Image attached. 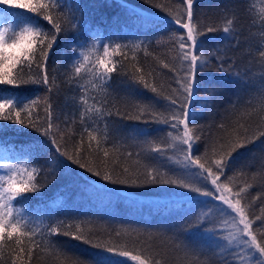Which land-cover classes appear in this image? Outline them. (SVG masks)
Returning <instances> with one entry per match:
<instances>
[{"label":"snow or ice","instance_id":"obj_1","mask_svg":"<svg viewBox=\"0 0 264 264\" xmlns=\"http://www.w3.org/2000/svg\"><path fill=\"white\" fill-rule=\"evenodd\" d=\"M144 2L166 13L167 28L172 29L169 37L172 42L170 51H174L173 60L176 63L160 61L163 68L173 73L171 79L176 85L171 87L169 84L167 94L162 87L158 88L148 79H155V70L145 74L137 66V54L141 51L145 55L149 54L148 48L152 43L150 39L125 43L108 36L105 42L97 38L99 33H96L89 42V33L94 29L92 21L81 6L65 11V0H0V86H5L0 90V121L7 122L0 123V150L8 153L19 149L15 161L0 163V170H3V174H0V260L3 259L5 247L14 244L11 264H31L36 249L46 253L54 251L62 259V264H127L128 260L136 264H162L160 259L151 254L133 255L127 245L94 239L80 223L59 220L42 227L40 223L33 224L23 205L30 203L32 196L29 194L39 193L43 198V189L47 187V183H41L39 177L45 173V165L50 169L47 175L53 179L57 168L71 177V165H77L94 177L114 185L133 188L170 186L191 194L197 204H213L216 211L228 219L217 222L212 209H209L194 218L190 217L179 229L185 235L194 229L200 230V240L212 251L207 264H264V206L260 208L261 214L250 218L251 204L242 203L250 185L234 190L229 183L221 181V177L225 181L231 180L226 173L239 149L264 137V131L249 135L248 129L238 121L229 131V126L222 122L217 126L222 134L211 142H205L204 151L200 153L204 137L195 124L199 113L194 109L199 104L202 91L198 76L205 70L221 73L222 78L229 79L238 86L236 99L233 101L234 108L241 105L239 91L250 86V81L243 78L246 73L242 74L236 61L227 55L228 45L217 44L209 50L206 39L208 33L221 31L223 40L231 41L232 47L239 46L235 30L236 18L234 14L231 18H222V27H202L196 0H180L175 11L157 0ZM119 3L127 9V0H119ZM221 12L227 17V9H221ZM132 14L139 18L134 10ZM257 22L260 24L259 57L264 64V8L259 10V21L252 20L253 24ZM69 32L73 33V42L68 45L72 53V70L66 73L67 82L75 83L82 93L76 103L80 123L89 140L87 153H83L81 147L70 152L66 145L61 144L64 134L53 119L51 97L54 91L59 90V86L56 84V77L49 72V59L60 48L58 40L61 34L67 35ZM129 52L131 60L136 62L131 68L125 66V62L129 60ZM113 73L127 77L136 90H147L163 99L166 102L165 111H157L152 103L139 102L133 105L135 114L122 113L119 108L113 111L115 106L106 107L108 86ZM29 85L44 88L46 95L42 108L39 97L24 100L10 94L12 89ZM203 91L207 94L203 107H208L207 100L214 97L217 90L205 87ZM91 92L96 95H90ZM97 96L101 99L98 100ZM246 103L252 111L260 113L261 120H264V81H261ZM113 115L145 125L154 123L168 126L172 130L167 133L168 143L145 140L144 144L147 145L148 152L157 154L155 159L164 157L169 150L175 152V159L168 157V160L180 165L182 170L167 167L162 170V166L145 164L143 171L139 168L132 171L129 167H124L122 173L114 175V169L106 164L102 170L100 165L89 162L87 155L108 141L113 129L106 117ZM131 131L134 136H148L146 128L134 125ZM9 134L26 139L15 144L7 138ZM91 142H95V149ZM113 147L119 151L116 145ZM49 152L52 155L45 164H40V158ZM127 155L131 157L133 154L129 152ZM103 156H109L107 149L103 150ZM197 197L205 199L197 200ZM216 201L220 203L215 204ZM257 221L260 222L258 226ZM116 235L119 236L120 233ZM57 236L70 237L89 245L93 250L91 258L84 260L62 251L63 246H58L52 240ZM182 243L185 250L200 247L195 240L185 239ZM216 249H220V252L217 253ZM217 255L219 259H213Z\"/></svg>","mask_w":264,"mask_h":264},{"label":"trees","instance_id":"obj_2","mask_svg":"<svg viewBox=\"0 0 264 264\" xmlns=\"http://www.w3.org/2000/svg\"><path fill=\"white\" fill-rule=\"evenodd\" d=\"M157 2L164 3L175 11L180 0H157ZM75 6L83 7L86 16L92 21L94 31L89 33V42L96 33H99L97 38L103 39L105 42H107L108 36H111L113 40L118 39L125 43L150 39L152 43L148 48L149 54L145 55L144 52H139L137 66L141 67L145 74L155 70L157 73L155 79L153 80L152 77H148V79L154 82L158 88L162 87L165 94L169 91V84L171 87H176L171 79L173 73L169 69L163 68L160 63L162 60L170 64L176 63L173 60L174 51H170L172 42L169 37L172 29L167 28L165 19L167 14L160 8L146 4L144 0H127V9L120 5L119 0H65V11H68L69 8L74 9ZM261 8H264V0H196V9L202 27L206 25L222 27V18H231L234 14L237 39L240 41L239 46L232 47V42L223 40V33L217 31L208 33L206 38L208 48L211 50L217 44L228 45L227 55L236 61L242 74L246 73L243 78L250 81L249 87L239 91L242 98L241 105L234 108L233 101L236 99L237 85H234L229 79L222 78L223 74L214 70H205L198 76L202 91L200 92L201 99L194 111L199 113L196 116L195 124L199 126L204 137L200 144V153L204 151L205 142H211L212 139L222 134L217 127L222 122L229 126V131L237 121L248 129L249 135L264 131V120H261V114L252 111V108L246 103L255 93L261 81H264V64L261 63L259 57L261 50L258 35L260 24L259 22L252 23L253 19L259 21ZM221 9L228 10L227 17L221 12ZM133 10L139 18L132 14ZM15 11L23 12L24 10ZM43 23L46 24V22ZM72 37L73 33L71 32L67 35L61 34L58 40L60 48L49 59V72L56 77V84L59 86V90L54 91L51 97L53 119L64 134V140L60 141L61 144L66 145L70 152L81 147L82 152L87 153L89 140L80 123L79 108L76 103L82 93L75 83L67 82L66 75L72 70V53L71 48L68 47L73 42ZM202 39L205 38L202 37ZM114 59H120V57H114ZM134 63L136 62L131 60V52H129V60L125 62V66L131 68ZM176 67H179L178 63ZM4 87L0 86V90ZM205 87L217 90V94L207 100L208 107H203L207 95L203 91ZM108 93L106 107L115 106L112 108L113 111L115 108H119L122 113L135 114L133 105L138 102L152 103L157 111H165L166 102L163 99L156 97L150 91L136 90L128 78L122 75L117 76L113 73ZM10 94H15L24 100L39 97L41 108L46 95L44 88L36 85L12 89ZM90 95H96V93L91 92ZM97 99L99 100L101 97L97 96ZM249 113L251 114L249 115ZM41 115H43L42 111ZM106 119L113 131L106 143H102L99 149L87 155L89 162L100 165L102 170L106 164L110 169H114V175L122 173L124 167H129L132 171L137 168L143 171L145 164L162 166V170L164 167L176 171L182 170L180 165L168 160V157L175 159L177 155L175 152L169 150L164 157L155 159L157 154L148 152L147 145L144 144L145 140L168 143L167 133L172 131L168 126L154 123L145 125L115 115L106 117ZM0 123L7 122L0 121ZM134 125L146 128L148 136H134L131 131ZM81 133H83V145H81ZM7 138L14 141L15 144L26 139V137H17L12 134H9ZM91 143L95 149V142ZM113 145H116L119 151H116ZM104 149L109 151L108 157L103 156ZM129 152L133 154L131 157L127 155ZM18 154L19 149L8 153L0 150V162L15 161ZM51 155L52 152L47 153L40 158L39 163L45 164ZM137 161L140 163L137 164ZM68 163L71 164L70 161ZM71 169L70 177L66 172L57 168L55 179H53L47 175L50 169L45 165V173L39 177L41 183H47V187L43 189V198L39 193L29 194L32 196L30 203L23 205L26 215L34 225L40 223L42 227L59 220L80 223L94 239L127 245V249L133 255L151 254L156 259H160L162 264H207L208 258L212 257V251L200 240V230L194 229L185 235L179 229L190 217L194 218L209 209H212L213 217L217 222L228 219L227 216L222 217L213 204H197L191 194L175 187L153 185L133 188L127 185H114L100 180L99 177H94L77 165H71ZM0 172L3 174V170ZM226 175L231 177V180L225 181V178L221 177V181L229 183V186L234 190L250 185L245 194L246 199L242 203L251 204L250 218L261 214L260 208L264 206V137L239 149ZM196 199L205 198L197 197ZM219 203V201L215 202V204ZM259 223L257 221L256 226ZM73 231H75L74 227ZM116 233H120V235L117 236ZM185 239L195 240L200 247L185 250L182 243ZM52 240L58 246H63L62 251L84 260L90 259L93 254L89 245L75 241L70 237L57 236ZM14 247V244L5 247L0 264H11L12 248ZM213 247L215 246L213 245ZM216 251L219 253L220 249H216ZM124 259L127 260V258ZM213 259L218 260L219 256L217 255ZM31 264H62V259L58 258L54 251L46 253L41 249H36ZM127 264H136V262L128 260Z\"/></svg>","mask_w":264,"mask_h":264},{"label":"rangeland","instance_id":"obj_3","mask_svg":"<svg viewBox=\"0 0 264 264\" xmlns=\"http://www.w3.org/2000/svg\"><path fill=\"white\" fill-rule=\"evenodd\" d=\"M7 162V161H6ZM1 163V162H0ZM0 174H1V172H0Z\"/></svg>","mask_w":264,"mask_h":264}]
</instances>
